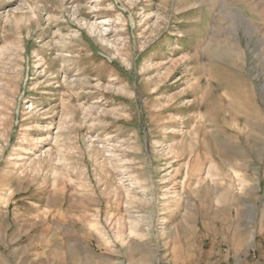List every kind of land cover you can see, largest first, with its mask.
Listing matches in <instances>:
<instances>
[{
	"label": "rangeland",
	"instance_id": "obj_1",
	"mask_svg": "<svg viewBox=\"0 0 264 264\" xmlns=\"http://www.w3.org/2000/svg\"><path fill=\"white\" fill-rule=\"evenodd\" d=\"M124 247L264 264V0H0V264Z\"/></svg>",
	"mask_w": 264,
	"mask_h": 264
},
{
	"label": "crops",
	"instance_id": "obj_2",
	"mask_svg": "<svg viewBox=\"0 0 264 264\" xmlns=\"http://www.w3.org/2000/svg\"><path fill=\"white\" fill-rule=\"evenodd\" d=\"M204 239H205V237L203 234H201V235H199L198 233L195 234V242L194 243H195V245H197V247L194 249H196L197 253L199 252V249L202 248ZM89 249L92 250L91 248H89ZM121 250L123 251V253H121L120 251H118V252L114 251L113 254H117V256L106 253L104 255H101V257L97 258L95 256V254H92L90 256V260L87 261V264H132L131 262L128 261V260H130L128 258L129 255L126 253V252H128L129 247H124ZM200 252H201V250H200ZM146 253L149 254L148 258L146 259V263H141V257H140V258H138V262L136 261V263H134V264H151V263H153L154 260H152V258L153 259L155 258V252H153V250L148 248ZM169 254H167L168 255V264H200V261L198 259L193 260L194 258L192 257L190 250L187 253H185V255L182 257H178V255H176L173 251H171V256ZM93 256L95 259L93 258ZM38 259L39 258L37 256L33 255L32 260H30L28 262V264H35V263L38 264Z\"/></svg>",
	"mask_w": 264,
	"mask_h": 264
},
{
	"label": "bare ground",
	"instance_id": "obj_3",
	"mask_svg": "<svg viewBox=\"0 0 264 264\" xmlns=\"http://www.w3.org/2000/svg\"><path fill=\"white\" fill-rule=\"evenodd\" d=\"M102 25V24H101Z\"/></svg>",
	"mask_w": 264,
	"mask_h": 264
}]
</instances>
